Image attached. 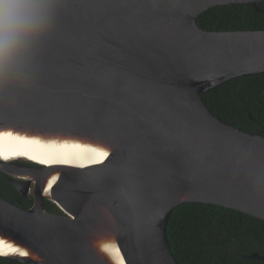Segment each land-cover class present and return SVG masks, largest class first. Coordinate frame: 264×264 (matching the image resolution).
Instances as JSON below:
<instances>
[{
  "label": "water",
  "instance_id": "95a60500",
  "mask_svg": "<svg viewBox=\"0 0 264 264\" xmlns=\"http://www.w3.org/2000/svg\"><path fill=\"white\" fill-rule=\"evenodd\" d=\"M263 1L57 2L53 27L31 56L0 73V133L80 140L108 155L87 170L58 167L49 195L50 167L0 159L13 189L33 201L25 210L0 197V244L17 249L0 256L121 264L113 260L120 253L123 264H178L166 229L179 206L213 205L264 222V136L222 122L202 101L231 80L264 74V31L196 24L209 9L258 11ZM45 200L63 215L47 212Z\"/></svg>",
  "mask_w": 264,
  "mask_h": 264
},
{
  "label": "trees",
  "instance_id": "16d2710c",
  "mask_svg": "<svg viewBox=\"0 0 264 264\" xmlns=\"http://www.w3.org/2000/svg\"><path fill=\"white\" fill-rule=\"evenodd\" d=\"M258 11L246 6H223L199 16L197 26L207 32L264 31V1ZM264 74L240 77L205 92L202 101L222 122L264 136ZM0 197L28 210L32 200L20 197L0 172ZM45 210L63 215L52 203ZM167 240L178 264H264V222L245 214L207 204L175 208L168 220ZM0 264H24L0 256Z\"/></svg>",
  "mask_w": 264,
  "mask_h": 264
},
{
  "label": "bare ground",
  "instance_id": "6f19581e",
  "mask_svg": "<svg viewBox=\"0 0 264 264\" xmlns=\"http://www.w3.org/2000/svg\"><path fill=\"white\" fill-rule=\"evenodd\" d=\"M65 140L45 141L21 137L15 134L0 136V159L10 162L17 158H24L31 162L50 167L49 176H47L46 181V190L44 191L45 194L49 195V181L52 177H56L57 180L60 176V169L58 167L73 168L77 171L87 170L104 164V160L107 157L101 156L102 152L107 151L99 146L80 140ZM77 173L79 175L80 172ZM35 177L38 176L36 175ZM55 182L52 183V186ZM12 253H14L12 248H9L4 243L0 244L1 255L6 256ZM119 254L115 253V259L113 258V260H117L123 264Z\"/></svg>",
  "mask_w": 264,
  "mask_h": 264
},
{
  "label": "clouds",
  "instance_id": "9594fccd",
  "mask_svg": "<svg viewBox=\"0 0 264 264\" xmlns=\"http://www.w3.org/2000/svg\"><path fill=\"white\" fill-rule=\"evenodd\" d=\"M57 0H0V73L27 60L39 39L48 34Z\"/></svg>",
  "mask_w": 264,
  "mask_h": 264
},
{
  "label": "snow or ice",
  "instance_id": "6c2138e0",
  "mask_svg": "<svg viewBox=\"0 0 264 264\" xmlns=\"http://www.w3.org/2000/svg\"><path fill=\"white\" fill-rule=\"evenodd\" d=\"M57 2H58V3H61L62 0H57ZM11 135H12L11 132L0 133V136H11ZM107 155H108L107 152H102V153H101V156H107ZM55 180H56V177H52V179L49 181V187L52 186V183L55 182ZM0 243H2V242H0ZM8 247L11 248V245H8ZM12 251H13V252H16L17 249H14V248H13ZM21 255H28V253H27V252H21Z\"/></svg>",
  "mask_w": 264,
  "mask_h": 264
},
{
  "label": "flooded vegetation",
  "instance_id": "af4514ba",
  "mask_svg": "<svg viewBox=\"0 0 264 264\" xmlns=\"http://www.w3.org/2000/svg\"><path fill=\"white\" fill-rule=\"evenodd\" d=\"M17 164H18V163H17ZM19 164L22 165V166H23V165L26 166V164H24V163H22V162H20Z\"/></svg>",
  "mask_w": 264,
  "mask_h": 264
},
{
  "label": "rangeland",
  "instance_id": "374dc122",
  "mask_svg": "<svg viewBox=\"0 0 264 264\" xmlns=\"http://www.w3.org/2000/svg\"><path fill=\"white\" fill-rule=\"evenodd\" d=\"M31 196V195H30Z\"/></svg>",
  "mask_w": 264,
  "mask_h": 264
}]
</instances>
